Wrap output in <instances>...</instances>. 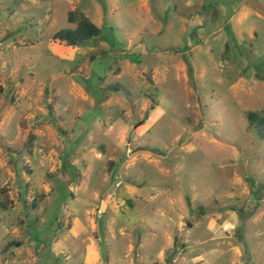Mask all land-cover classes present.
Returning a JSON list of instances; mask_svg holds the SVG:
<instances>
[{
    "label": "rangeland",
    "instance_id": "1",
    "mask_svg": "<svg viewBox=\"0 0 264 264\" xmlns=\"http://www.w3.org/2000/svg\"><path fill=\"white\" fill-rule=\"evenodd\" d=\"M0 84V264H264V0H0Z\"/></svg>",
    "mask_w": 264,
    "mask_h": 264
},
{
    "label": "trees",
    "instance_id": "2",
    "mask_svg": "<svg viewBox=\"0 0 264 264\" xmlns=\"http://www.w3.org/2000/svg\"><path fill=\"white\" fill-rule=\"evenodd\" d=\"M67 21L71 27L63 28L53 35V40L59 43L76 49L81 44L90 41L95 42L102 36V29L98 27L87 14L81 9H74L68 12ZM4 90L0 84V93ZM117 90V89H113ZM249 125L254 129L257 135L264 139V118L257 112H249L247 114ZM34 138L29 135V140ZM13 201L10 198L8 187H3L0 190V208H12ZM12 244L8 245L11 246ZM12 246H21V243H14Z\"/></svg>",
    "mask_w": 264,
    "mask_h": 264
},
{
    "label": "built area",
    "instance_id": "3",
    "mask_svg": "<svg viewBox=\"0 0 264 264\" xmlns=\"http://www.w3.org/2000/svg\"><path fill=\"white\" fill-rule=\"evenodd\" d=\"M98 213L101 215L102 214V211L101 210H98Z\"/></svg>",
    "mask_w": 264,
    "mask_h": 264
}]
</instances>
